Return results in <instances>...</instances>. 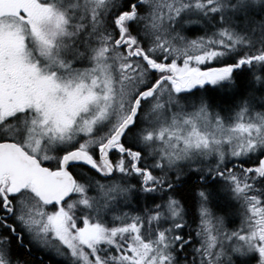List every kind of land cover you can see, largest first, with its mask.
I'll use <instances>...</instances> for the list:
<instances>
[{
    "label": "snow or ice",
    "instance_id": "snow-or-ice-1",
    "mask_svg": "<svg viewBox=\"0 0 264 264\" xmlns=\"http://www.w3.org/2000/svg\"><path fill=\"white\" fill-rule=\"evenodd\" d=\"M0 264H264V0H0Z\"/></svg>",
    "mask_w": 264,
    "mask_h": 264
}]
</instances>
